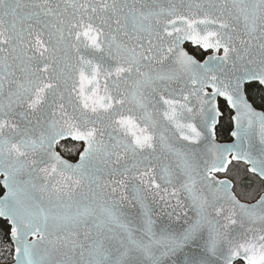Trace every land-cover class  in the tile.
<instances>
[{
    "label": "water",
    "instance_id": "water-1",
    "mask_svg": "<svg viewBox=\"0 0 264 264\" xmlns=\"http://www.w3.org/2000/svg\"><path fill=\"white\" fill-rule=\"evenodd\" d=\"M251 83L264 0H0L10 264H264V193L243 202L219 177L242 163L264 180Z\"/></svg>",
    "mask_w": 264,
    "mask_h": 264
},
{
    "label": "trees",
    "instance_id": "trees-1",
    "mask_svg": "<svg viewBox=\"0 0 264 264\" xmlns=\"http://www.w3.org/2000/svg\"><path fill=\"white\" fill-rule=\"evenodd\" d=\"M188 51L197 59L203 60L205 54L200 49H195L190 45L186 46ZM246 94L253 106L264 111V90L259 83H251L246 86ZM220 110L223 114L220 119L219 126L216 129L218 141H230V132L232 130L231 112L228 110L225 102L219 103ZM80 145L74 144L71 141L63 142L58 145V151L69 160H76ZM219 177L229 178L234 184V192L237 197L247 203L255 202L261 194L264 193V180H261L256 175L251 174L245 164L233 163L225 175ZM3 193L0 186V195ZM11 227L6 221L0 219V264H9L12 261L14 247L10 239ZM237 264H242L241 262Z\"/></svg>",
    "mask_w": 264,
    "mask_h": 264
},
{
    "label": "flooded vegetation",
    "instance_id": "flooded-vegetation-1",
    "mask_svg": "<svg viewBox=\"0 0 264 264\" xmlns=\"http://www.w3.org/2000/svg\"><path fill=\"white\" fill-rule=\"evenodd\" d=\"M205 56H206V54H205ZM221 102V100L219 101V103ZM220 105V104H219ZM220 107V106H219ZM222 118V117H221ZM75 144V143H74ZM78 145V144H77ZM79 153H80V151H79ZM77 159H78V157H77ZM76 159V160H77ZM76 160H74V161H76ZM72 161V160H71ZM12 260H13V258H12ZM12 262V261H11ZM10 264V263H9Z\"/></svg>",
    "mask_w": 264,
    "mask_h": 264
}]
</instances>
